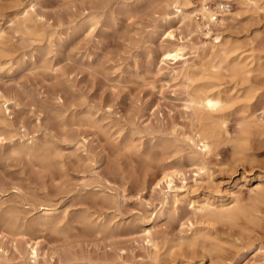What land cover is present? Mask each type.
Segmentation results:
<instances>
[{
  "label": "rangeland",
  "instance_id": "374dc122",
  "mask_svg": "<svg viewBox=\"0 0 264 264\" xmlns=\"http://www.w3.org/2000/svg\"><path fill=\"white\" fill-rule=\"evenodd\" d=\"M255 1L246 14L229 15L222 25H214L213 33L224 31L236 41L264 48V0ZM103 2L102 22L90 32L83 17ZM170 9L160 0H53L52 10L62 21L60 38L50 49L47 43L38 47L36 62L18 39L15 44L23 53L18 59L5 62L0 56V89L15 100L6 111L12 125L2 131L0 146V181L8 186L4 199L48 190L57 217L73 221L89 213L103 224L98 231L75 223L77 231L66 241L35 231L37 261L27 253L29 243L17 242L16 250L13 238L21 237L7 235L0 241V264H58L65 253L110 264H154L157 257L160 264H264V204L254 213L248 197L264 176V143L240 155L226 141L217 156L208 158L209 174H198L185 140L193 134L195 115L188 107L191 82L183 70L200 67L190 47L204 39L201 31L189 35L176 20L165 23ZM235 9L233 2L226 11ZM168 32L174 37H167ZM174 45L186 46L185 55L162 61V46ZM49 50L48 65L41 59ZM228 77L224 75V82L230 84ZM263 106L264 97L253 111L264 120ZM239 116L227 123L232 138L239 133ZM32 139L61 147L66 175L58 174L54 181L47 176L44 184L37 178L38 167L12 151ZM166 140H177L183 151L165 148ZM167 169L180 172L172 188L162 191L156 184ZM232 190L242 193L255 219L242 215L237 224L226 223V231L217 224L215 243L222 249L211 252L213 256L197 248L184 257L175 246L191 232L189 220L198 218L194 201L205 195L230 202ZM165 193L170 202L163 206ZM175 194L177 205L172 203ZM150 238L157 241L158 253Z\"/></svg>",
  "mask_w": 264,
  "mask_h": 264
},
{
  "label": "bare ground",
  "instance_id": "6f19581e",
  "mask_svg": "<svg viewBox=\"0 0 264 264\" xmlns=\"http://www.w3.org/2000/svg\"><path fill=\"white\" fill-rule=\"evenodd\" d=\"M160 1L164 2L166 8L172 9L164 17L165 23L176 20L184 25L189 35L199 34L201 31L204 39V41L198 43L193 42V46L190 47V49L195 48L200 60V67L184 68L183 76L191 82V89L188 93V107L192 109L195 115L193 134L185 139L189 145V150H191L189 158L197 163L198 174L208 175V158L217 156L219 148L224 142H230L235 153L240 155H248L250 151L254 150L255 144L264 143V120L255 115L256 113L253 111L257 101L259 102L264 97V48L236 41L235 38L231 37L232 35L228 36L224 31L213 33L211 30L215 26L222 25L229 15L246 14L252 6L251 4L256 1ZM208 1H214L217 4L223 2L232 4L235 2L236 9L229 13L227 11L230 9L219 11L218 16L213 18V11L207 7ZM106 6L107 3L103 2L100 6L88 10L83 17L86 20L85 29L92 32L97 28L102 22L103 14L101 10ZM52 8L53 0H34L30 2L0 0V56L6 59L5 62L13 63L23 54L19 52V48L15 44L18 39L28 45L31 57H34L37 62L35 52L37 53L38 47L43 46V43H47L50 49L53 40L56 37L60 38L58 27L61 26L62 20ZM197 14L200 15L201 20L196 18ZM5 23L7 26H5ZM73 25L74 23H71L70 27ZM167 37H174V34L168 32ZM186 49L184 45L162 46V61H177L185 55ZM51 52L49 50L41 61L49 65L51 60L47 56ZM23 57H26V55H23ZM1 64L0 71L4 67ZM224 75L232 79L230 84L224 82ZM13 104H15L14 97L0 89V146L3 143L2 131L6 132L12 125L6 111ZM234 114L240 115L239 123H237L239 133L232 138L229 136L227 123ZM28 140H25L24 143ZM164 146L165 148H173L175 152L181 153L183 151L177 140H166ZM60 148L55 143L39 145L32 139L28 144L14 147L12 151L17 155L26 156L33 166L38 167L37 178L45 184L44 179L47 176L51 181H54L58 174L59 176L60 174H67L63 156L59 152ZM177 171L165 170L164 175L156 185L160 186L162 191L166 186L172 188V184L180 172ZM6 191H8V186L0 181V241L7 235L16 238L21 237V241L13 238L16 241L15 249H19L17 242L29 243L30 248H27V253L35 261L39 257V244L34 241V236L32 237L35 231L49 232L66 241L71 237L73 231H77L78 227L74 225L75 223L86 228L98 229V231L103 228L102 221L96 222L89 213H84L73 221L57 217V208L53 202L52 194L48 190L44 193L34 190L30 195L17 194L20 198L13 201L4 199L3 195ZM228 195L231 199L230 202L225 201L223 197L216 198L205 195L197 202L193 200L194 210H196V217L198 218L195 221L189 220L187 226L190 227L191 232H187L186 235L180 237L175 246L180 253L183 252V256L185 255L184 252H191L192 254L197 252V248L202 249L203 252H213L218 248H216L217 242L215 243L217 240L216 232L220 228L222 231L229 230L225 227L226 223L237 224L238 219L241 218L240 216L245 214L251 216V219H255L253 217L255 214L251 213V209L254 210V213L259 212V203L264 204V176L258 179V185L253 190V195L248 196L250 197V210L247 208L248 204L244 203V196L240 191L232 190ZM178 201L180 199L175 194L172 203L177 205ZM161 202L163 206L170 202L169 193L163 195ZM198 223L201 226H196ZM217 224L222 226L219 228ZM149 241L152 242V246L156 247L155 251L157 252V241L153 238H150ZM170 251V254H172V249ZM211 254L214 256L213 253ZM74 259L77 260L75 264H110L108 262L85 261L75 256L71 257L67 253L60 254L58 264H67ZM215 261L217 260H214L213 264H216ZM172 262L171 264H173ZM24 264L27 263L24 262ZM154 264H160L159 257L155 258Z\"/></svg>",
  "mask_w": 264,
  "mask_h": 264
},
{
  "label": "built area",
  "instance_id": "2783aa9c",
  "mask_svg": "<svg viewBox=\"0 0 264 264\" xmlns=\"http://www.w3.org/2000/svg\"><path fill=\"white\" fill-rule=\"evenodd\" d=\"M25 2H30V1H34V0H24ZM232 6V4L223 2V3H219V4H212V3H208L207 7H209V9L211 11H213V18H215L216 16H218L219 11H226L228 9H230ZM196 18L201 20V17L199 14L196 15Z\"/></svg>",
  "mask_w": 264,
  "mask_h": 264
}]
</instances>
